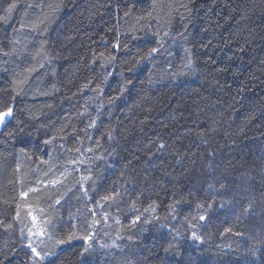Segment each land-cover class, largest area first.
Wrapping results in <instances>:
<instances>
[{"label":"trees","instance_id":"obj_1","mask_svg":"<svg viewBox=\"0 0 264 264\" xmlns=\"http://www.w3.org/2000/svg\"><path fill=\"white\" fill-rule=\"evenodd\" d=\"M0 17V264H264V0H0Z\"/></svg>","mask_w":264,"mask_h":264},{"label":"rangeland","instance_id":"obj_2","mask_svg":"<svg viewBox=\"0 0 264 264\" xmlns=\"http://www.w3.org/2000/svg\"><path fill=\"white\" fill-rule=\"evenodd\" d=\"M3 126H0V130ZM31 225L28 227V233L26 235L27 239L30 241L32 245H34V250L38 256H41L40 254V247L43 243V240L45 237H47V231L45 230L44 226V220L38 214V212H32L31 213ZM75 220L77 223V226L81 230H86L87 226L90 225V217H89V211L86 208V205H83L82 208H80L76 213H75ZM171 232H180L179 228L173 221H166L163 224L162 228V234L163 235H168ZM91 237H88L86 240H90ZM116 240L110 242L108 245H115Z\"/></svg>","mask_w":264,"mask_h":264},{"label":"snow or ice","instance_id":"obj_3","mask_svg":"<svg viewBox=\"0 0 264 264\" xmlns=\"http://www.w3.org/2000/svg\"><path fill=\"white\" fill-rule=\"evenodd\" d=\"M13 8H15V4L10 5L9 8L7 9V11L10 13ZM0 19H3V17H0ZM151 51L156 52L157 49L153 48ZM13 118H14V111H13L12 106H8V107L0 110V126H5ZM202 219H203V217H202ZM69 239H71V237H69ZM60 243H63V241H60ZM33 251H35V250H33ZM37 255H39V253H37Z\"/></svg>","mask_w":264,"mask_h":264}]
</instances>
